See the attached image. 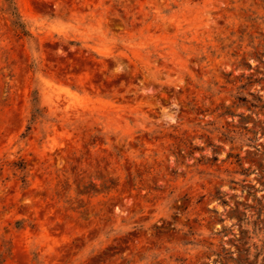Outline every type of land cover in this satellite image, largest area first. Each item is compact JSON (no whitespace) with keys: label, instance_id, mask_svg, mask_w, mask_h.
Listing matches in <instances>:
<instances>
[{"label":"rangeland","instance_id":"obj_1","mask_svg":"<svg viewBox=\"0 0 264 264\" xmlns=\"http://www.w3.org/2000/svg\"><path fill=\"white\" fill-rule=\"evenodd\" d=\"M13 2L0 264H264V3Z\"/></svg>","mask_w":264,"mask_h":264},{"label":"trees","instance_id":"obj_2","mask_svg":"<svg viewBox=\"0 0 264 264\" xmlns=\"http://www.w3.org/2000/svg\"><path fill=\"white\" fill-rule=\"evenodd\" d=\"M246 1H249V0H246ZM260 1L262 3H264V0H260ZM4 2H5L4 10L9 14L12 26L16 30L23 32V25L20 22L18 14L16 13L13 0H4ZM251 8H252V4H249L248 8H246V10H244V11L250 12L251 14H249L248 16L245 17V21L248 23V25L240 32L238 37H239V41L242 42L243 38L247 36L249 38L250 44H253V40H254L255 36L250 34L249 31L252 30V28L255 26V24L257 23V20L260 17ZM251 48L253 50L250 54L252 56V58L259 59V57L262 55V52L258 53V51L256 50L257 46L252 45ZM243 65H245L247 68L251 69V67L248 63H243ZM258 81H259V79L251 80V76H248L245 85H249L252 82H258ZM241 87H243V86H241ZM250 95L253 97V102H250L245 96L237 97V99L239 102H241L243 104H248L249 107H259L261 109L264 108V103L258 104L261 102V99L259 96H254L251 93H250ZM38 116H40V109L37 106H35L33 109L31 121H34ZM29 128L30 127H27V129H29ZM227 254H228V252H225V254L223 256V258L227 261H234V262H236V264H255L254 260L250 261L248 259V257L246 256L247 249L240 250V254L237 257H233L232 255H227ZM241 254H243V256Z\"/></svg>","mask_w":264,"mask_h":264}]
</instances>
